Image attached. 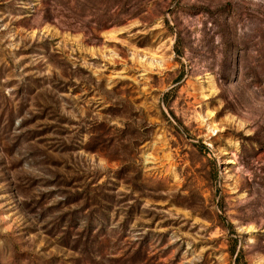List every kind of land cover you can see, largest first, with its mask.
I'll return each mask as SVG.
<instances>
[{
	"label": "rangeland",
	"instance_id": "obj_1",
	"mask_svg": "<svg viewBox=\"0 0 264 264\" xmlns=\"http://www.w3.org/2000/svg\"><path fill=\"white\" fill-rule=\"evenodd\" d=\"M0 264H264V0H0Z\"/></svg>",
	"mask_w": 264,
	"mask_h": 264
}]
</instances>
